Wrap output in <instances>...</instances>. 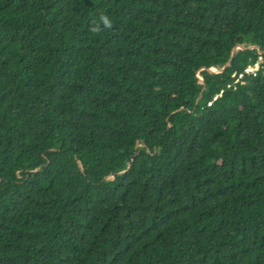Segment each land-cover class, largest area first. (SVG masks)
Returning a JSON list of instances; mask_svg holds the SVG:
<instances>
[{
	"label": "trees",
	"instance_id": "1",
	"mask_svg": "<svg viewBox=\"0 0 264 264\" xmlns=\"http://www.w3.org/2000/svg\"><path fill=\"white\" fill-rule=\"evenodd\" d=\"M0 264H264V0H0Z\"/></svg>",
	"mask_w": 264,
	"mask_h": 264
},
{
	"label": "built area",
	"instance_id": "2",
	"mask_svg": "<svg viewBox=\"0 0 264 264\" xmlns=\"http://www.w3.org/2000/svg\"><path fill=\"white\" fill-rule=\"evenodd\" d=\"M263 60V57L260 56L259 60L253 64V65H248L245 69V71L243 72H236L233 75V82L229 85V88H233L235 90L238 89V86L241 85H245L247 83L246 78L247 77H251L254 80L259 79V72L261 70L260 65L261 62ZM224 92H222V94H220L217 98H219L220 96H223ZM212 104V103H210Z\"/></svg>",
	"mask_w": 264,
	"mask_h": 264
},
{
	"label": "clouds",
	"instance_id": "3",
	"mask_svg": "<svg viewBox=\"0 0 264 264\" xmlns=\"http://www.w3.org/2000/svg\"><path fill=\"white\" fill-rule=\"evenodd\" d=\"M99 20H100V22H102L103 27H105V28H111L112 27V22L108 18L107 15H101L99 17ZM100 30H101V27L99 24H94V26L91 28V31H93V32H99Z\"/></svg>",
	"mask_w": 264,
	"mask_h": 264
},
{
	"label": "water",
	"instance_id": "4",
	"mask_svg": "<svg viewBox=\"0 0 264 264\" xmlns=\"http://www.w3.org/2000/svg\"><path fill=\"white\" fill-rule=\"evenodd\" d=\"M238 48H241V46H239ZM254 48H257L256 46H254V47H251V49H254ZM236 49L237 48H235L234 50H233V53H232V56H231V59L234 57V54H235V52H236ZM231 59L229 60V62L231 61ZM229 62H227L226 64H225V66H224V69L223 70H218V69H211V70H214V71H217V72H224L225 70H226V67L229 65Z\"/></svg>",
	"mask_w": 264,
	"mask_h": 264
},
{
	"label": "rangeland",
	"instance_id": "5",
	"mask_svg": "<svg viewBox=\"0 0 264 264\" xmlns=\"http://www.w3.org/2000/svg\"><path fill=\"white\" fill-rule=\"evenodd\" d=\"M201 77V76H200ZM202 78V77H201Z\"/></svg>",
	"mask_w": 264,
	"mask_h": 264
}]
</instances>
